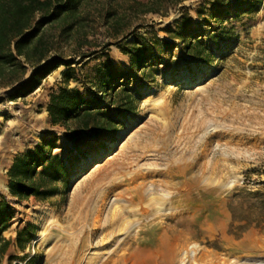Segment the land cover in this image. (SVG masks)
I'll list each match as a JSON object with an SVG mask.
<instances>
[{"label":"rangeland","instance_id":"obj_1","mask_svg":"<svg viewBox=\"0 0 264 264\" xmlns=\"http://www.w3.org/2000/svg\"><path fill=\"white\" fill-rule=\"evenodd\" d=\"M225 1L188 0L167 17L147 14L118 41L97 21L90 45H62L76 62L69 87L91 97L97 68L111 63L126 74L113 89H126L133 108L114 115V136L72 144L86 155L70 175L94 167L81 202L13 201L6 235L25 230L28 249L10 264H264V0L257 13L223 22L226 38H213V5ZM185 15L210 59L192 58L165 32ZM133 40L150 59L144 75L121 51ZM63 70L24 98L9 100L13 88L0 89V152L38 141Z\"/></svg>","mask_w":264,"mask_h":264},{"label":"trees","instance_id":"obj_2","mask_svg":"<svg viewBox=\"0 0 264 264\" xmlns=\"http://www.w3.org/2000/svg\"><path fill=\"white\" fill-rule=\"evenodd\" d=\"M185 1L188 0H0V89L13 88L9 100L24 98L37 89L45 77L63 66L61 84L49 94L46 105L48 123L65 128L69 141H75L80 133L89 131L113 134L117 131L115 125L119 124L114 115L125 117L131 113L132 95L126 89H118L120 91L115 94L112 92L109 105L116 108L114 113L101 111L104 95L114 90L115 78L126 74L117 71L111 63L98 67L93 86L96 92H90L91 97L84 98L78 88L69 87V82L77 81L76 62L67 60L60 53L62 45L72 46L73 52L90 45L88 37L97 21H100L107 38L124 39L135 32V20L147 14L167 17L172 9ZM223 4L213 5L211 17L218 24L211 34L213 38L223 37L229 31L223 22L257 13L263 0H229ZM174 26L165 32L183 41L187 55L206 60L211 58L212 52L193 37L195 30L186 15L176 20ZM138 46L133 40L130 49L121 48V51L129 56L131 68L144 75L150 59ZM88 56L82 55L81 58ZM57 140L56 136L44 139L36 143L33 151L14 158L8 170L11 198L23 200L34 196L45 200L57 192L56 183L68 170L58 154L53 153ZM79 162L74 156L69 165L72 168ZM12 203L13 200L5 196L0 201V262L10 245L3 233L13 219Z\"/></svg>","mask_w":264,"mask_h":264},{"label":"crops","instance_id":"obj_3","mask_svg":"<svg viewBox=\"0 0 264 264\" xmlns=\"http://www.w3.org/2000/svg\"><path fill=\"white\" fill-rule=\"evenodd\" d=\"M130 62V60H129ZM55 88L51 89L49 91V94L54 90ZM118 88H116L113 91V94L118 92ZM94 90V89H93ZM111 92V91H109ZM108 92V93H109ZM49 94L47 97V100H49ZM83 94V93H82ZM91 95V93L89 94ZM84 98H88L83 94ZM115 96V95H114ZM48 101L45 103L44 105V113L46 114V129L49 130L47 131L46 129L40 132H37L34 130H32V135L33 133H36L37 135V142H33V141H26L20 144L19 147L15 148V149H8V150H4L2 148V151L0 152V201L2 200V197L5 196L8 200H13V201H22V200H17V199H13L10 197L9 194V189H8V170L10 168V166L13 163V160L16 156L18 155H24L25 153L29 152V151H33L35 148L36 143H40L42 140L56 136L58 138L57 140V148H55L53 150V153L58 154V156L62 159L63 162H65L66 167L68 168L67 172H65V174H63V178H61V180H59L56 183L57 186V192H55L53 195L49 196V198L45 199V200H40L37 199L34 196H31L27 199H23V200H31V199H35L36 201L40 202V203H47L50 200H54V198H59L62 197L63 198V202H69L68 204L71 206H75L77 203L81 202L84 198V189L87 190L88 182H86L85 180H87L88 176H90L91 174V170L94 169L91 168L89 172H87V174H85L84 176H82L84 173H77L74 176H71V165H69V160L73 159L74 156H76V158H80L81 161L84 162L83 160V156L86 155V152L83 151L80 148H73L72 144L74 142H76L78 139H85L86 141H95L97 140V137L100 136L101 134H104V136L106 137H112L114 136V134L118 133V130L115 133H109V132H86V133H80L75 141H69V139L66 137V130L63 127H54L51 126L48 121H47V110H46V105H47ZM115 105V104H114ZM107 107L109 109H102L101 111H115V107L114 106H110L107 105ZM115 115H118L115 113ZM127 117V116H125ZM119 124L115 125L118 126ZM35 131V132H34ZM31 135V136H32ZM60 141H63L66 143V146H61L59 144ZM1 148V147H0ZM90 151L94 152L95 149L91 148L89 149ZM9 153V155H8ZM83 157V158H82ZM106 157V156H105ZM4 160V161H3ZM106 162V161H104ZM96 159H94V161L91 163L92 165H95ZM100 163V162H99ZM102 164H98L97 166H100ZM92 167V166H91ZM90 168V166H89ZM86 173V172H85ZM86 194V193H85ZM14 220V216L13 219L11 220V225L12 226V221ZM9 227V228H10ZM9 228L3 233V236L5 239L10 241V245L7 249V251L5 252V254L3 255L0 264H10L13 260H15L14 255H16L17 253L19 254H23L27 251L28 248H26L25 245H27V240L24 238L25 235V230H18L17 232L14 233V235H10L7 236L6 232L9 230ZM25 231V232H24Z\"/></svg>","mask_w":264,"mask_h":264},{"label":"bare ground","instance_id":"obj_4","mask_svg":"<svg viewBox=\"0 0 264 264\" xmlns=\"http://www.w3.org/2000/svg\"><path fill=\"white\" fill-rule=\"evenodd\" d=\"M94 171V170H93Z\"/></svg>","mask_w":264,"mask_h":264}]
</instances>
